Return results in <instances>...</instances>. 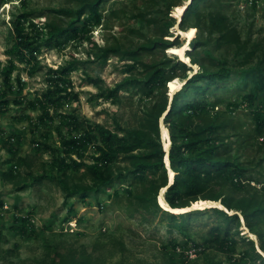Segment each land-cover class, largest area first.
Listing matches in <instances>:
<instances>
[{
	"label": "rangeland",
	"instance_id": "374dc122",
	"mask_svg": "<svg viewBox=\"0 0 264 264\" xmlns=\"http://www.w3.org/2000/svg\"><path fill=\"white\" fill-rule=\"evenodd\" d=\"M23 1H26L25 6L22 5ZM253 1L201 0L194 14L186 13L191 0H105L100 6L103 15L101 23L90 27L85 36L79 33L61 49L42 48L38 56L43 66L40 70L29 74L25 64L17 61V68L12 74L13 91L25 102H12L6 112L0 111V264H264V213L250 228L241 211L230 212L239 213L240 223L232 229L233 243L229 251L219 249L210 240L212 226L217 220L214 207H225L220 198L209 200L211 204L208 205L192 204L174 209L163 201L166 190L162 192L161 188L156 196L149 198L148 211L144 210L142 214L134 211L131 216L130 197L125 188L141 190L142 184L137 183L130 173L131 166L127 161L117 162L113 166L115 175H126L122 182L116 180L97 193L94 190L85 195L70 193L74 188L91 186L92 181L82 171L72 172L69 189H64L61 182L52 177L56 169L51 165L50 152L45 145H59L55 130L59 119L37 124L36 117L40 111L25 105L46 87L47 66L57 67L66 60L75 59L78 65L68 78L73 90L78 92L79 100L64 103L59 107L60 112H74L112 129L117 128L118 123L124 127H139L153 98L160 94V89L154 90L151 97H145L139 87L125 84L114 98L101 95L105 89L113 88L125 78L144 76L141 65L127 71L126 64L134 61L120 53L111 51L103 61L99 57L102 50L150 44L160 27L168 21V35L164 38L178 41L180 47L188 44L190 48L185 49L184 53L187 54L188 50L198 60L195 66L192 65V70L186 72V78L182 76V70L178 71L181 86L177 91L170 94L166 83L171 99L175 94H184L186 79L201 71V62L212 67V60H222L228 65L240 67L243 52L250 50H255V61L264 59V0H255L254 5ZM82 2L0 0V66L6 64L11 56L7 50L12 39L11 20L15 14L22 9L40 10L43 15L32 18V21L43 25L56 14L53 10L76 9ZM181 5L185 9L179 17L177 8ZM217 10L224 11L236 25L240 35L238 44H221L216 38L217 33H210L207 25L195 26L196 14L202 13L208 18ZM63 17L67 21L76 18ZM182 18L185 29L189 26L197 29L196 36L191 40L185 39L180 32L182 28L179 22ZM174 55L184 61L182 56L170 52L169 48L165 51L155 48L144 59L161 63L166 58H172L170 64H173L176 60ZM186 63L191 64L190 61ZM17 76L23 82L20 93L16 91ZM87 76L100 77V83H88ZM200 83L206 85L203 80ZM223 84L213 85L201 94L191 92L189 97H185L190 99L196 96L208 104L218 103L213 109L210 106L207 113L195 117L194 124L233 118L222 129L220 142L226 140V148L231 156L246 168V176L253 178L249 185L253 187L247 185L244 188L249 189L250 194L257 189L259 199L264 202V137L256 138L252 134L254 124L249 107L241 104L229 109L227 106L229 102L240 100L238 93L242 87L238 86L235 75L229 76ZM5 87L1 82V88ZM13 96L10 95V98ZM234 124L237 127L234 128ZM160 136L168 151L171 144L169 128L162 120ZM9 145L15 147L14 155L9 151ZM20 156L24 160L18 159ZM166 161L168 164V154ZM11 167H15L16 175L8 180L2 173ZM169 167L168 164L170 184L175 172L171 177ZM41 175L48 177L34 179ZM147 177L151 178V175ZM24 184L27 186L19 187ZM114 190H118V194ZM227 192L234 196L247 193L245 190ZM201 200L204 199L200 197L198 201ZM172 213L179 218L176 225H173L175 220Z\"/></svg>",
	"mask_w": 264,
	"mask_h": 264
},
{
	"label": "trees",
	"instance_id": "16d2710c",
	"mask_svg": "<svg viewBox=\"0 0 264 264\" xmlns=\"http://www.w3.org/2000/svg\"><path fill=\"white\" fill-rule=\"evenodd\" d=\"M104 1L83 0L76 9L53 10L56 14L49 17L43 25H37L32 21V18L43 15L40 10L22 9L15 14L11 20L12 39L7 50L11 56L7 58L6 64L0 66V111L6 112L12 102L16 104L25 102L24 98L22 99L13 91L12 74L17 68V61L25 64L29 74L40 70L43 66L40 65L38 56L42 48L61 49L79 33L85 36L90 31V27L101 23L103 15L100 6ZM200 1L191 0L186 13H197V5ZM252 4H255V0ZM22 5L25 6L26 1H23ZM196 15L195 26L207 25L210 33H217L216 38L221 44L239 43V31L224 11L217 10L208 18L202 13ZM63 16H76V18L74 21H67ZM184 24L185 20L182 18L179 22L182 29H185ZM168 25V21H165L159 29L160 33H156V37L151 40L150 44H140L125 49L107 47L99 55L103 61H106L110 52L114 51L134 61L126 64L127 71H132L138 65L144 69L143 77L125 78L113 88H107L101 92V95L106 98H114L125 84L139 87L145 97H151L154 90L160 89V94L153 98L139 127H124L118 123L117 128L112 129L101 122L80 117L74 112H60L59 107L64 103L79 100V94L73 90L72 82L68 78V75L78 65L75 59L66 60L57 67L47 66L45 71L46 87L41 92H37L25 105L40 111L36 117L37 124L52 123L55 118L59 119L55 126L59 145L45 146L50 152L51 165L56 169L52 177L59 180L64 189H69L68 182L71 179V173L82 171L92 181V185L74 188L70 193L78 192L85 195L90 190H94V193L100 192L116 180L122 182L125 179V174L115 175L113 166L117 162L127 161L131 166L130 173L137 183L142 184L141 190L125 188V192L130 197L131 216L134 211H139L140 214L144 210L148 211L149 198L156 196L163 187H167L165 200L174 209L189 207L200 197L204 200L220 198L225 207H214L217 220L216 224L212 226L210 240L219 249L229 251L233 243L232 229L240 223L239 213L230 212L241 211L248 227L253 228L254 221L264 213V202L259 199L257 189L256 192L250 194L249 189L244 188L251 185L250 182L253 178L246 176V168L227 150L228 143L225 139L228 135L222 138L225 140L224 143L220 142L222 129L224 130L226 125L233 121V118L231 120L226 118L209 120L201 125L194 124L195 117L207 113L210 108L218 106V103L215 101L208 104L204 100L197 99L196 96L190 99L185 97H189L191 92L204 93L205 89H209L213 85L224 86L225 79L235 75L238 86L242 87L238 93L240 100L229 102L227 106L229 109H235L241 104L249 107L251 121L254 124L252 134L256 138L264 137V59L255 61V50H250L243 52L244 59L240 67L228 65L222 60H212V67L201 62V71L186 79L184 94H175L170 99L166 83L171 78L177 77L178 71L181 70L182 76L186 78V72L192 70V65L197 64L198 60L188 50L187 56L190 58V65L185 61L178 60L176 55H174L176 60L173 64H170L172 58H166L161 63L144 59V56L147 53H152L155 48L165 51L170 46H179L178 41L164 38L165 35H168ZM199 43L204 44L203 41H199ZM242 50L244 51V49ZM100 80V77L87 76L86 78V81L92 84H99ZM202 80L206 85L200 83ZM1 82L6 85L3 89ZM16 82V91L20 93L23 90L20 76H17ZM12 94L14 96L10 98ZM161 120L167 123L169 128L171 144L168 151L165 150L160 136ZM233 127H237V124H234ZM8 149L13 155L16 153L14 146L9 145ZM167 154L168 164L175 172L170 184L168 182ZM18 159L24 160V157L20 156ZM2 175L8 180L14 179L15 167L4 170ZM148 175H151V178H148ZM47 177L41 175L34 179L41 180ZM26 186L24 184L19 187ZM244 190L247 192L246 194L236 196L227 192ZM114 193L118 194V190H114ZM189 213H194V211ZM171 216L175 220L173 225H176L179 218L174 213ZM257 255L259 256V254Z\"/></svg>",
	"mask_w": 264,
	"mask_h": 264
},
{
	"label": "bare ground",
	"instance_id": "6f19581e",
	"mask_svg": "<svg viewBox=\"0 0 264 264\" xmlns=\"http://www.w3.org/2000/svg\"><path fill=\"white\" fill-rule=\"evenodd\" d=\"M184 9H185V6H183V5L178 6V8H177V15L179 17L183 13ZM180 32L182 33V35H183V37L185 39L191 40V39H193L196 36L197 29L195 28V26H189L186 29H180ZM188 48H190L188 44H186L184 47H180V46H177V45H173V46H170L169 47V51L172 52V53H176V54L182 56L183 60L185 62H188L189 63L190 58H189V56H187V54L184 53L185 49H188ZM195 65L196 64H194V66ZM167 86H168V89H169V93L170 94L174 93L181 86V83H180L179 78L178 77L171 78L167 82ZM169 172H170L171 177H173L174 171L170 167H169ZM165 190H166V187H163L161 189L162 192H164ZM163 201L165 203H167L165 199ZM208 204H211V202L209 200H201V201H198L197 200V202H194L193 203L194 206H203V205H208Z\"/></svg>",
	"mask_w": 264,
	"mask_h": 264
}]
</instances>
